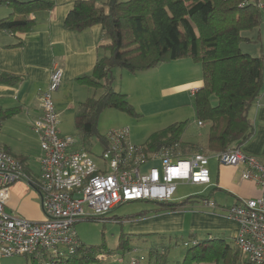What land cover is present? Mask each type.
Wrapping results in <instances>:
<instances>
[{
	"label": "trees",
	"instance_id": "1",
	"mask_svg": "<svg viewBox=\"0 0 264 264\" xmlns=\"http://www.w3.org/2000/svg\"><path fill=\"white\" fill-rule=\"evenodd\" d=\"M263 0H107L98 6L96 0H79L65 19V27L72 32H83L95 25L103 30V46L107 55L98 60L91 75L78 79L80 84L104 93L80 103L75 127L80 134L81 147L88 151L90 139L96 137L98 121L105 109H116L136 116L127 95L115 90V70L138 74L162 64L191 58L202 68L203 87L194 95L197 123L208 129L206 150L219 153L229 148L241 149L254 134L250 117L264 85V56L244 53V42H255L243 33L258 29L264 22L259 7ZM11 15L0 20V31L15 34L34 25L29 20L33 13L49 11L55 6L51 0H0ZM260 39V35L259 38ZM20 78L0 75V84H14ZM216 99V105L213 104ZM17 110L0 112V128ZM186 123L172 124L150 136L146 152L156 153L172 148L188 157L204 152L197 145L184 141ZM104 148L106 135L98 136ZM18 160L24 171L32 176L21 157L0 149ZM197 197V196H195ZM195 197L183 202H147L155 204L153 212L175 211L185 207ZM199 196L197 198H201ZM148 214L144 210L136 219ZM121 247L127 249L126 244ZM189 247V246H188ZM105 247H84L75 254L60 259L44 254L29 256L33 264H86L103 255ZM156 251V250H154ZM153 253V252H152ZM157 253V251H156ZM162 256L166 255L164 251ZM78 256L80 259H78ZM28 257V256H27ZM238 264L245 262L240 250L222 239L197 241L190 248L183 263L178 264ZM124 262V260H123ZM121 263V262H120ZM123 264V263H121Z\"/></svg>",
	"mask_w": 264,
	"mask_h": 264
},
{
	"label": "built area",
	"instance_id": "2",
	"mask_svg": "<svg viewBox=\"0 0 264 264\" xmlns=\"http://www.w3.org/2000/svg\"><path fill=\"white\" fill-rule=\"evenodd\" d=\"M259 7L264 9V1ZM63 76V69L55 68L47 90L40 93L43 116L33 124L40 141L37 179L13 156L0 151V264L16 256H71L81 246L77 223L97 218L105 221L111 211L124 204L173 202L180 185L210 186L212 158L225 166L246 165L242 178L260 188V197L238 202L228 209V215L239 225L235 244L243 259L248 264H264V164L238 148L188 157L172 148L148 153L144 146L132 144L129 128L108 133L102 155L93 157L78 148L76 137L60 134L53 95L59 91ZM19 181H27L36 190L44 221L31 222L6 213L12 187ZM208 206L217 205L211 201ZM139 263L131 260V264Z\"/></svg>",
	"mask_w": 264,
	"mask_h": 264
},
{
	"label": "crops",
	"instance_id": "3",
	"mask_svg": "<svg viewBox=\"0 0 264 264\" xmlns=\"http://www.w3.org/2000/svg\"><path fill=\"white\" fill-rule=\"evenodd\" d=\"M51 1L55 4L52 10L33 13L29 16V20L34 22L31 29L15 34L0 31V75L6 74L20 78V81L11 85L0 84V112L17 110L16 115L6 121L15 126L16 133L20 138L25 139L34 134L39 154L40 141L33 130V124L43 116L40 93L47 90L53 70L62 68L64 72L62 85L59 91L53 95L56 110L61 116L63 112L73 110L76 106L78 109L80 103L91 98L88 97L84 100L85 93H88L85 89L88 86L80 84L78 79L91 75L98 60L107 55L103 48L107 42L103 40V30L100 25H95L83 32H72L66 29L65 19L73 9L75 2L79 0ZM96 1L98 6H103L107 2ZM9 12L11 15V9ZM259 41L262 43L260 53L264 56L263 29L260 31ZM250 52L253 55L252 52L255 51L252 49L249 50ZM160 67L137 75L120 72V77H116L115 73L114 88L127 95L130 101L135 96L133 92L135 94L137 87L139 91L138 79L140 77L148 78L149 84L141 86V93L145 98L143 104L150 111L157 112V102L152 95L153 85H157L161 92L160 97L158 99L156 97L158 102H164L163 100L184 92H188L190 97L194 98L193 90L198 91L203 87V73L200 75L197 72V83H191L193 80H189L169 84L170 73L161 72ZM250 117L254 125V134L242 145L241 150L264 164V85L259 100L250 112ZM197 125L199 126L198 123ZM199 127L203 128L204 125ZM59 131L62 136L67 135L66 131L60 130V124ZM207 142L208 135L205 143L198 142L197 146L204 152H209L206 150ZM28 144H22L23 146L15 148L9 143H1L0 149H6L16 157H22L30 174L36 178L39 168L38 171H34L30 166L28 152L31 146H26ZM78 148L82 149L81 145ZM247 169L248 167L244 164L221 165L212 158L209 162L211 185L203 186L202 191L206 192L205 195H202L201 198L190 196L195 198L185 207L175 211L156 213L153 212L155 204L149 203L151 206L146 209L148 214L143 218H138L130 225V233L150 239L188 233L190 237L194 238L193 241L197 242V232H214L222 240L227 243L231 242L232 244H229L236 247L235 239L238 235L239 225L229 218L228 209L242 200L255 199L261 195L260 188L255 182L242 178V173ZM12 196L13 192L7 206L11 203ZM187 198L175 196L173 202H183ZM35 199L37 200L36 196ZM211 201L216 203L215 208L208 206ZM209 239H213L212 235H209Z\"/></svg>",
	"mask_w": 264,
	"mask_h": 264
},
{
	"label": "rangeland",
	"instance_id": "4",
	"mask_svg": "<svg viewBox=\"0 0 264 264\" xmlns=\"http://www.w3.org/2000/svg\"><path fill=\"white\" fill-rule=\"evenodd\" d=\"M99 1L105 3L107 0ZM120 1L127 2L129 0ZM9 11L10 9L7 5H0V20L6 18L10 13ZM262 15L264 18V11L262 12ZM261 29H263L264 35V22L258 29L243 33L244 37L251 38L255 41V43H242L241 49L244 53L251 55L249 50L254 49L255 52H252L253 57L261 55L262 43L258 39ZM160 66L161 72L164 71L170 73V78L168 80L169 84L175 82L177 84L189 80H193L191 83H197V72H199L200 75L203 73L201 66L195 63L191 58L179 59ZM120 72L127 71L115 70L116 77H120ZM149 82L150 80L148 78L140 77V79H138V84L140 86L139 91L137 87L135 94L133 92V95L135 96L129 101L137 112L136 116L128 115L127 113L116 109H105L101 113L97 127L98 135L90 139V144L88 145V151H90L93 157L101 156L103 153V148L98 143V136H105L112 130L115 131L123 128L130 129V140L132 144L135 146H145L150 136L164 127H168L176 122H187L183 136L184 141L194 145H197L198 142L205 143L208 129L206 127L201 128L197 125L194 98L190 97L188 92H184L183 94L174 95L163 100L164 102H158L157 99L160 97L161 92L159 88H157V85H153L152 95L157 102L158 111H150L145 104H143L145 103V98L143 93H141V86H144L147 83L149 84ZM85 90L88 93H85L84 100L88 97L98 98L104 93L103 90H94L88 87ZM148 100L150 99L148 98ZM67 102L69 103V100ZM212 102L216 105L215 98H213ZM77 110L76 106L73 110L63 112L61 116H59V124L61 131L63 129L66 131L67 135L76 137L80 141V145H82L79 138L80 134L75 127ZM1 143H9L10 145L15 146V148L23 146L22 144L25 145L29 143L26 146H31V149L28 152L30 166L34 171H38L40 154L38 152L39 147L34 134L25 139L20 138L16 133L15 126L11 122L5 121L0 128V144ZM203 188V186L180 185L176 192V197H199L206 194V192L202 191ZM12 192V201L6 207L7 214L31 222H42L46 219L41 208L40 200L36 195V190L27 181H19L16 183L12 187ZM35 196L39 203L35 199ZM150 206L149 203L124 204L111 211L105 217V221H101L99 220L100 218H97L96 220L84 219L77 223L75 225V231L81 245L87 248L103 246L106 249L103 252V255L96 257L95 261L86 264H121V259L124 260L123 264H131L133 258L140 261L139 264L183 263L187 251L192 248V243L194 242V238L190 237L188 233H177L172 234L171 236L158 237L157 239L156 237L155 239H150L146 236L130 233V225L137 220V215L148 209ZM209 235H212L213 239H221L214 232H197V240L206 241L209 239ZM226 240H229V238H226ZM123 243L126 244L129 251H126L121 247ZM185 244H188L189 247ZM154 250H156L157 253ZM164 251L166 252V255L162 256L161 254ZM80 258L78 256V259ZM58 260L60 261V259ZM79 261L80 263L76 264H82L81 259ZM45 263L46 261L42 264ZM2 264H33V260L29 256H16L3 259ZM218 264L225 263L220 261ZM238 264L246 263L240 261Z\"/></svg>",
	"mask_w": 264,
	"mask_h": 264
}]
</instances>
